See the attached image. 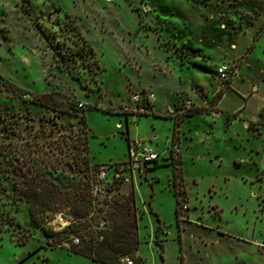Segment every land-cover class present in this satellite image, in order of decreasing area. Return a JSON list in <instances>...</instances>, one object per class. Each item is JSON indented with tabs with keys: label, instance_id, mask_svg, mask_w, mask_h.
<instances>
[{
	"label": "rangeland",
	"instance_id": "rangeland-1",
	"mask_svg": "<svg viewBox=\"0 0 264 264\" xmlns=\"http://www.w3.org/2000/svg\"><path fill=\"white\" fill-rule=\"evenodd\" d=\"M263 23L264 0H0V169L73 174L88 135L111 177L130 146L150 145L158 165L126 169L111 193L135 191L140 264H264ZM221 62L234 67L230 84ZM151 92L153 103L132 99ZM2 188L0 214L22 223L0 230V264H97L48 244L27 202ZM69 223L58 213L48 225Z\"/></svg>",
	"mask_w": 264,
	"mask_h": 264
},
{
	"label": "trees",
	"instance_id": "trees-1",
	"mask_svg": "<svg viewBox=\"0 0 264 264\" xmlns=\"http://www.w3.org/2000/svg\"><path fill=\"white\" fill-rule=\"evenodd\" d=\"M258 4L261 6L260 3ZM263 26L264 23L260 30ZM71 27L80 36L82 35V30L78 25ZM87 46V43H84V51L86 50L96 57L93 46ZM68 56L70 59H75L76 52H72ZM230 80L225 82L230 84ZM225 89L222 87L218 91L216 99L222 98ZM25 91L33 93L28 90ZM47 98V94L35 93L33 101L38 102L41 106L49 107ZM86 111L87 109L83 115L85 119ZM193 113L189 112L185 115H192ZM163 117H171V115L167 114ZM181 119H177V121ZM84 141V148L82 149L84 153L77 156L79 169L75 173L61 174L58 172L54 176L51 167L46 165L41 166L36 171L27 169L21 174L17 172L16 167H2L0 169V186L3 187L2 190L6 191L9 199L27 202L30 222L48 237L47 241L51 246L56 247L67 241L71 242L74 236H78L80 243L71 244L68 248L72 253L89 257L97 264H126L124 258H132L134 264H140L135 191L132 189L127 194L111 195L119 187L116 184L124 181L123 176H116V168L111 177L109 169L108 177L112 179V183L108 186L107 191L102 196H93L91 192L92 180L101 166L105 165L93 162L89 150L88 135ZM172 159L176 161L179 157L174 158L172 154ZM158 162L159 160L153 161L156 165ZM182 181L183 177L178 176L175 172L174 186L177 196L178 217L181 205L178 185ZM58 213L69 218L70 223L60 230H54L51 225H48V222ZM21 223L20 218L10 210L0 214V230H10L14 234L21 227ZM101 224L104 226L101 227ZM29 235L18 236L17 244L26 243ZM101 235L103 236L102 240H100Z\"/></svg>",
	"mask_w": 264,
	"mask_h": 264
},
{
	"label": "built area",
	"instance_id": "built-area-1",
	"mask_svg": "<svg viewBox=\"0 0 264 264\" xmlns=\"http://www.w3.org/2000/svg\"><path fill=\"white\" fill-rule=\"evenodd\" d=\"M105 3L110 4L115 2L116 0H103ZM216 73L219 77V79L223 82L232 79L234 74V67L231 66L229 63H221L217 66ZM154 93H145V95L136 94L132 97V99L136 102H144L147 104L154 102ZM185 108L191 109L192 108V101L191 100H185L184 102ZM79 107L83 108L84 103L79 102ZM173 151L178 153L179 146L178 143H174ZM129 153H130V163L125 167L123 170L121 167H117L116 176H123L124 182L129 181V178L125 174V170H134L136 167H140L143 163L147 164L149 162H153L154 160H159L160 153L155 150L150 145H140L137 144L134 148L129 147ZM134 158V159H133ZM109 176V167L108 166H101L99 172L95 176V178L92 180L91 184V192L93 196H102L106 191L108 186L112 183V179L108 177ZM186 207V205H185ZM104 225L101 224V227ZM103 239V236H100V240ZM80 243V237L74 236L72 241H67L64 243L66 248H70L71 244H78ZM126 264H134L133 261L129 260V258H126Z\"/></svg>",
	"mask_w": 264,
	"mask_h": 264
},
{
	"label": "crops",
	"instance_id": "crops-1",
	"mask_svg": "<svg viewBox=\"0 0 264 264\" xmlns=\"http://www.w3.org/2000/svg\"><path fill=\"white\" fill-rule=\"evenodd\" d=\"M104 3H105V2H104ZM221 63H223V62H221ZM221 63H220V64H221ZM218 65H219V64H218ZM232 83H233V81H232ZM232 83H231V84H232ZM230 87H231V86H230ZM230 87H229V88H230ZM154 107H155V106H154ZM153 114H161V113H160L159 111H157V110H156V111L154 110V113H153ZM128 115H129V114H128ZM147 115H148V114H147ZM170 115H171V114H170ZM163 116H164V115H163ZM171 117H172V115H171ZM171 117H170V118H171ZM168 118H169V117H168ZM183 119H184V118H182L181 120H183ZM119 125H121V124H119ZM177 141L180 142L179 139H177ZM172 154H173L174 156H178L179 153H176V152H174V151L172 150ZM180 158H181V157H180Z\"/></svg>",
	"mask_w": 264,
	"mask_h": 264
}]
</instances>
